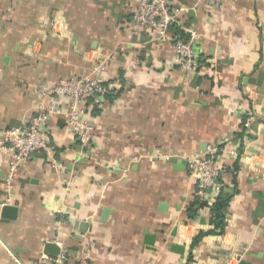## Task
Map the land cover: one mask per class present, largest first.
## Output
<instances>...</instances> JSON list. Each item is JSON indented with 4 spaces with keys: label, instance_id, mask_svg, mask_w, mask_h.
<instances>
[{
    "label": "crops",
    "instance_id": "crops-1",
    "mask_svg": "<svg viewBox=\"0 0 264 264\" xmlns=\"http://www.w3.org/2000/svg\"><path fill=\"white\" fill-rule=\"evenodd\" d=\"M173 3L200 34L192 71L171 42L130 28L137 0H0V129L34 113L39 85L99 62L116 89L92 113L95 161L81 158L65 114L49 120L62 172L35 153L8 190L0 155V264H32L49 242L76 259L90 242V264H264V0H224L211 14ZM243 106L254 122L226 161L225 229L194 243L215 226L211 206L188 214L197 182L184 160L239 131Z\"/></svg>",
    "mask_w": 264,
    "mask_h": 264
},
{
    "label": "built area",
    "instance_id": "built-area-1",
    "mask_svg": "<svg viewBox=\"0 0 264 264\" xmlns=\"http://www.w3.org/2000/svg\"><path fill=\"white\" fill-rule=\"evenodd\" d=\"M223 2L224 0H197V5H205L208 14H211ZM185 10V7L175 5L173 0H137L130 28L150 32L156 42H171L178 64L182 69L192 71L202 65L200 53L195 48L200 34L196 28L183 21L181 13ZM105 71L106 63L102 61L95 66L93 75L70 74L52 85H39L41 100L34 113L18 124L0 129V155L9 160L5 177L8 190L14 187L19 168L35 153H41L56 171H63L56 156L58 142L49 128V120L54 115L67 116L68 125L79 143L81 158L86 161L96 160L92 113L102 109L107 94L116 90L105 81ZM55 99H61V105H54ZM242 113L249 116L245 121L247 136L244 142L234 134L228 135L210 145L206 152L197 151L186 157L197 182L196 197L208 206H212L221 191L228 186L224 182V177L230 170L226 161L239 159L244 152L242 142L245 144L250 135L254 113L244 106ZM56 244L60 250L55 257L43 254L32 264H90V242L81 247L78 259L74 257L71 247L63 243Z\"/></svg>",
    "mask_w": 264,
    "mask_h": 264
},
{
    "label": "trees",
    "instance_id": "trees-1",
    "mask_svg": "<svg viewBox=\"0 0 264 264\" xmlns=\"http://www.w3.org/2000/svg\"><path fill=\"white\" fill-rule=\"evenodd\" d=\"M204 63V62H203ZM202 63V65H203ZM111 95V92L107 94V97ZM249 116L243 115L242 122L240 124V131H237L234 133V135L237 138H241L244 142L246 135V127H245V121L247 120ZM242 142V147L244 143ZM237 168V167H236ZM236 168L234 170H236ZM226 189V187H225ZM225 189H223L218 196V198L215 200L214 204L211 206V217L210 222L215 226L214 229L209 230V232H200L197 237L194 240V243H197L201 238H203L208 233L215 232L216 229H219L223 231L225 229V222H226V215H227V208L229 206V203L232 198V194L225 192ZM196 194V193H195ZM206 206V203L203 201H200L197 199L196 195L194 197L193 202L189 205L188 214L191 218L196 217L198 211L200 208Z\"/></svg>",
    "mask_w": 264,
    "mask_h": 264
},
{
    "label": "water",
    "instance_id": "water-1",
    "mask_svg": "<svg viewBox=\"0 0 264 264\" xmlns=\"http://www.w3.org/2000/svg\"><path fill=\"white\" fill-rule=\"evenodd\" d=\"M263 74H264V72H261L260 77H259V81H258V83L261 85L263 84V82H262ZM176 160L177 159L175 157H173L171 159V161H173V162ZM186 162H187V160H184V163H186ZM15 214H16V209L14 207H11L9 205L4 207V216L14 218ZM59 250H60V248L56 243L49 242L45 245L44 254L47 256H50V257H55L59 253ZM241 264H245V263L242 262Z\"/></svg>",
    "mask_w": 264,
    "mask_h": 264
}]
</instances>
